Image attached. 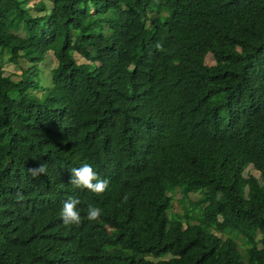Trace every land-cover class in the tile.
Instances as JSON below:
<instances>
[{
	"label": "trees",
	"instance_id": "obj_1",
	"mask_svg": "<svg viewBox=\"0 0 264 264\" xmlns=\"http://www.w3.org/2000/svg\"><path fill=\"white\" fill-rule=\"evenodd\" d=\"M0 264H264V0H0Z\"/></svg>",
	"mask_w": 264,
	"mask_h": 264
},
{
	"label": "clouds",
	"instance_id": "obj_2",
	"mask_svg": "<svg viewBox=\"0 0 264 264\" xmlns=\"http://www.w3.org/2000/svg\"><path fill=\"white\" fill-rule=\"evenodd\" d=\"M28 171L34 177H38L41 174H46L47 169L44 164L38 167L29 168ZM70 184L77 189H87L97 195L104 193L108 186V179H101L97 173L93 170L89 164H83L79 168H72ZM81 201L76 197H70L67 199L62 206L60 215L65 225H79L81 223V215L77 210V205ZM101 215V209L93 206H89L87 210V219L89 221H96Z\"/></svg>",
	"mask_w": 264,
	"mask_h": 264
},
{
	"label": "rangeland",
	"instance_id": "obj_3",
	"mask_svg": "<svg viewBox=\"0 0 264 264\" xmlns=\"http://www.w3.org/2000/svg\"><path fill=\"white\" fill-rule=\"evenodd\" d=\"M46 5H47L46 6L47 10H49L50 4L48 2H46ZM91 10H92V8H91ZM2 57H3L2 58V60H3V63H2L3 72H2V74H9V76L14 78V79L18 78L19 72H20L19 66L14 64V63L7 62L4 54L2 55ZM74 57L77 61L83 60L80 57V55H78L77 53H74ZM204 61L206 63H212L213 62V57L211 56L210 53L205 54ZM38 63H39L40 68H41V70H40L41 74L40 75H41L43 81H46V79L49 75V70L56 65V59H55V56L53 55V53L51 52V50L46 51L44 58L42 60H40ZM9 95L13 96L14 91H10ZM243 173L245 175H247V174L257 175V170L248 164L243 169ZM179 196H180L179 192H176V195L173 196V202L171 204V209L174 211H180L182 209V205L177 200ZM196 196H197L196 193H193V192L189 193V197L191 199H194Z\"/></svg>",
	"mask_w": 264,
	"mask_h": 264
}]
</instances>
